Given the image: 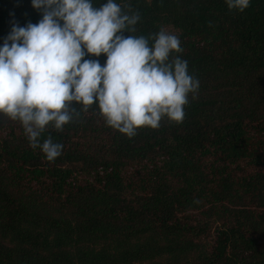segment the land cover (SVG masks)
Listing matches in <instances>:
<instances>
[{
  "label": "trees",
  "instance_id": "1",
  "mask_svg": "<svg viewBox=\"0 0 264 264\" xmlns=\"http://www.w3.org/2000/svg\"><path fill=\"white\" fill-rule=\"evenodd\" d=\"M117 2L140 16L125 36H179L196 98L132 138L72 102L79 117L41 134L63 144L52 162L0 114V264H264V0ZM10 14L41 18L0 0V43Z\"/></svg>",
  "mask_w": 264,
  "mask_h": 264
},
{
  "label": "clouds",
  "instance_id": "2",
  "mask_svg": "<svg viewBox=\"0 0 264 264\" xmlns=\"http://www.w3.org/2000/svg\"><path fill=\"white\" fill-rule=\"evenodd\" d=\"M243 12L251 0H224ZM41 13L36 23L10 31L0 43V114L18 121L32 149L52 162L63 144L46 127L62 130L95 103L106 126L128 138L137 129H157L163 118L180 123L199 80L188 71L179 36L164 29L145 36L135 31L140 16L117 0H30ZM98 4L99 7H94ZM152 41L151 45L149 41ZM86 54L99 57L83 59Z\"/></svg>",
  "mask_w": 264,
  "mask_h": 264
}]
</instances>
